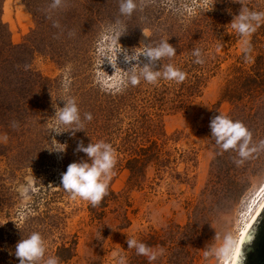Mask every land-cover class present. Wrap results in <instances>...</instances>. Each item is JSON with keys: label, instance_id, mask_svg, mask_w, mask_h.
Returning <instances> with one entry per match:
<instances>
[{"label": "rangeland", "instance_id": "1", "mask_svg": "<svg viewBox=\"0 0 264 264\" xmlns=\"http://www.w3.org/2000/svg\"><path fill=\"white\" fill-rule=\"evenodd\" d=\"M137 2L140 9L126 17L120 0H64L57 9L50 7L52 0H0V137H8L0 139V225L7 233L16 224L24 226L29 215L38 214L41 221L48 215L52 233L42 236L47 256L61 245L70 253L60 264H115L113 252L126 256L128 264H149L147 257L128 249V237L157 252L163 249L151 264H227L240 232L264 199V151L238 165V153L217 145L209 125L223 114L247 126L253 145L264 141L263 94L239 107L227 94L233 67L247 70L253 57L254 89L264 88V26L257 30L252 59L245 62L240 37L231 39L235 31L227 28L235 15L218 21L219 30L211 37L219 67L184 111L162 113L159 149H152L142 175L132 177L126 169L131 145L125 133L136 121L122 113L108 128L101 112L108 92L120 89L124 71L140 63L127 62L123 52L141 51L159 24L203 8L202 0ZM253 6L264 10V0H254ZM113 29L121 31L119 42ZM24 65L30 68L25 71ZM66 74L72 81L68 92L62 87ZM69 96L82 118L91 113L93 119L75 136L51 134L53 102L63 108ZM53 137L67 145L65 153L54 152ZM81 141L85 146L110 143L118 154L109 186L114 196L105 207L73 200L61 185L69 164L88 159L76 151ZM228 237L236 244L228 258L218 259L214 251ZM9 242L1 239L0 248L9 251Z\"/></svg>", "mask_w": 264, "mask_h": 264}, {"label": "clouds", "instance_id": "2", "mask_svg": "<svg viewBox=\"0 0 264 264\" xmlns=\"http://www.w3.org/2000/svg\"><path fill=\"white\" fill-rule=\"evenodd\" d=\"M242 5L239 14L233 17L230 26L241 39L242 50L244 52L245 62L252 59L253 51L250 38L257 32L258 28L264 26V10H256L247 5L246 0H235ZM142 3V0H141ZM216 2L213 0H202V6L207 12L213 10ZM64 0H52L51 8L57 9L62 7ZM140 9L137 0H120L119 10L122 16L131 17L134 12ZM142 10V9H141ZM119 24V22H117ZM54 27H59V24H54ZM116 32L118 42L122 36L119 29H113ZM126 33V29L124 30ZM144 33V32H143ZM71 35V33H70ZM124 35V34H123ZM145 35V34H144ZM162 40L157 46H152L150 43L144 45L139 52H132L131 55L124 51L125 60L127 62L137 61L126 74V83L131 86H137L141 81L149 84H157L159 80L174 81L183 83L187 78V73L174 67L172 64L160 65V61L164 58H173L176 54V48L168 42ZM120 44V43H119ZM140 48V47H139ZM136 48V49H139ZM220 48H217L219 51ZM122 53V52H121ZM192 55L196 57L195 63L203 65L205 63L204 54L201 49H193ZM144 57L147 63L140 61ZM141 63L143 66H140ZM30 68V65H24L25 71ZM139 68V71H137ZM71 79L66 74L62 83L63 90L68 92L71 86ZM52 95V94H51ZM65 106L60 108L53 102L55 115L51 117L53 121L51 134L62 135L65 132H71L75 136L76 132L85 131V121H92L91 113H84L81 116L77 101L73 97H68L63 100ZM13 127L18 126L17 122H13ZM211 136L215 138L216 144L224 151L234 150L240 157L235 163L241 165L245 160L249 159L254 153L264 151V141H260L259 145H253V136L251 131L241 121H233L232 119L219 114L214 116L210 121ZM66 129V130H65ZM3 141H7L8 137L5 134L0 137ZM52 142L56 146V153H65L67 150L66 144H61L53 137ZM51 151V150H50ZM77 152H83L87 156V160L73 162L68 165L67 171L62 174L61 185L63 189L69 193L71 199H80L88 202L92 207H98L101 202L109 195V186L116 175V166L118 163V154L110 143L99 141L90 142L87 146L81 141L76 149ZM20 229L19 225L16 224ZM126 243L128 249H135L137 255H143L148 258L149 264L157 260L159 255L163 254V249L159 252L152 247L138 242L135 238H127ZM236 242L233 238H226L225 245L214 251V255L218 259L228 258L232 247ZM47 242L39 232H32L27 238H22L15 247L14 255L19 260L20 264H60L59 257L47 256ZM210 253L205 251L207 257ZM115 258V264H128L127 257L117 252L112 253Z\"/></svg>", "mask_w": 264, "mask_h": 264}, {"label": "trees", "instance_id": "3", "mask_svg": "<svg viewBox=\"0 0 264 264\" xmlns=\"http://www.w3.org/2000/svg\"><path fill=\"white\" fill-rule=\"evenodd\" d=\"M213 2L216 3L213 10L209 12L202 7H197L194 14L188 18L182 17L180 21L170 24H159L156 32L152 33L150 39L145 43V45L150 43L152 46H157L162 40H169V44L176 48L177 55L171 59L164 58L161 60L158 70L162 65L172 64L188 74L183 83L178 84L174 81L161 79L153 85L142 80L139 85L131 86L126 83L125 74L118 92H108V100H106L101 111L106 126L110 128L112 120L114 121L122 113L130 114L133 119L131 121H136V124L132 125L125 133V139L131 145L129 146L130 156L126 160V169L132 177L142 175L144 165L150 161L152 156V149H159L158 133L161 127L160 117L162 113L184 111L190 101L200 95L208 77L219 67V56L215 51H212L213 38L211 36L219 30L217 25L219 20L226 21L230 18L229 16L238 15L241 7H237L236 3L235 6H232L233 0H213ZM253 2L254 0H250L247 5L254 8ZM257 36L260 35L256 32L250 38L253 49L251 54H254V41H256ZM237 37L236 32L230 36L231 39ZM195 48L201 49L204 54L205 63L203 65L194 62L196 57L192 55V52ZM142 59L146 60L144 57ZM242 68L240 66L233 67L234 77L227 90L229 98L236 102V107L253 101L254 95L263 94L264 97L263 87L254 89V57L247 70H242ZM261 81L264 83V77ZM161 137H165V134ZM113 196L114 193L109 189V195L99 206L105 207L108 199ZM90 207L92 206L90 205ZM27 218L24 226H19L20 229L17 227L8 228L9 232L7 233L0 225V242L3 238H8L10 241V252L0 248V264H20L14 253L17 243L23 237L27 238L32 232H39L42 236L52 233V221L49 223L48 215L43 221H41L42 217L35 213ZM191 225L193 224L186 226V229ZM53 256L59 257L60 263H65L70 259L69 249L65 245H61L56 248Z\"/></svg>", "mask_w": 264, "mask_h": 264}, {"label": "water", "instance_id": "4", "mask_svg": "<svg viewBox=\"0 0 264 264\" xmlns=\"http://www.w3.org/2000/svg\"><path fill=\"white\" fill-rule=\"evenodd\" d=\"M233 264H264V204L241 238Z\"/></svg>", "mask_w": 264, "mask_h": 264}, {"label": "bare ground", "instance_id": "5", "mask_svg": "<svg viewBox=\"0 0 264 264\" xmlns=\"http://www.w3.org/2000/svg\"><path fill=\"white\" fill-rule=\"evenodd\" d=\"M263 193H264V190H263ZM263 204H264V199L261 200V201H259V203H258V205H257V207H256V209H255V211L252 213L251 218H250L249 221L247 222L245 228L243 229L242 232H240L241 234H240L239 240H238V242H237V245H236V247H235L234 253H233L231 259L228 261L227 264H233V261H234V258H235V255H236V252H237V250H238V246H239L240 241H241V238L243 237V235H244L246 229L248 228V226H249L250 223L252 222L254 216L257 214V212L259 211L260 207H261Z\"/></svg>", "mask_w": 264, "mask_h": 264}]
</instances>
